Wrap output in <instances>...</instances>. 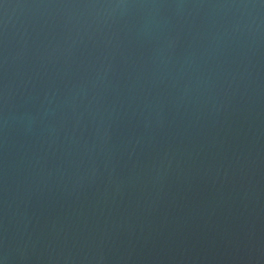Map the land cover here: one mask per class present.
I'll use <instances>...</instances> for the list:
<instances>
[{"label":"water","instance_id":"1","mask_svg":"<svg viewBox=\"0 0 264 264\" xmlns=\"http://www.w3.org/2000/svg\"><path fill=\"white\" fill-rule=\"evenodd\" d=\"M0 264H264V0H0Z\"/></svg>","mask_w":264,"mask_h":264}]
</instances>
